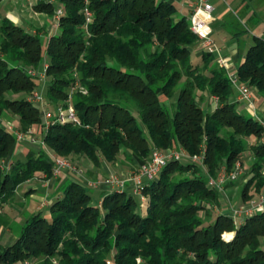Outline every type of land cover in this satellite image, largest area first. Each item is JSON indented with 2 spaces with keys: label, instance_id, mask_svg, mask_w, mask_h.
Wrapping results in <instances>:
<instances>
[{
  "label": "trees",
  "instance_id": "trees-1",
  "mask_svg": "<svg viewBox=\"0 0 264 264\" xmlns=\"http://www.w3.org/2000/svg\"><path fill=\"white\" fill-rule=\"evenodd\" d=\"M57 1L62 14L45 48L39 32L0 17V115L12 111L20 130L43 125L42 141L51 153L81 156L94 166L114 163L121 153L136 172L152 148L194 155L203 146V161H171L144 184L145 214L126 191H111L95 205L85 187L67 182L48 206L49 216L30 214L10 245L0 243V263L42 258L43 264H264V212L236 225L221 210L204 224L211 206L219 205L222 191L234 183L222 191L211 188L206 174L230 170L249 139L264 136V126L229 100V73L213 54L203 51L192 61L190 48L198 39L188 17H176L174 5L160 0ZM33 9L48 16L55 11L49 0H38ZM43 53L45 96L52 104H66L69 89L79 83L70 96L77 122L53 118L45 128L39 107L26 98L38 87L28 70L38 69ZM236 75L264 99V39L253 38ZM179 83L168 105L162 96L170 99ZM17 94L25 95L11 97ZM204 95L217 97L218 106L204 112L199 103ZM249 147L251 175L241 203L251 189L264 190V140ZM14 150L15 137L0 125V204L11 200L21 183L51 176L46 152L28 148L19 160ZM225 231H234L231 240L221 237Z\"/></svg>",
  "mask_w": 264,
  "mask_h": 264
},
{
  "label": "crops",
  "instance_id": "crops-1",
  "mask_svg": "<svg viewBox=\"0 0 264 264\" xmlns=\"http://www.w3.org/2000/svg\"><path fill=\"white\" fill-rule=\"evenodd\" d=\"M36 1L37 0H26V7H24L19 5L16 0H0V8L5 7V16H7V18H9L14 24L23 26L25 23V26H28V29L31 32H35L36 28L46 27V32L42 33L46 38V45L48 37L57 33V29L50 34V18H48L43 12L34 11L33 5ZM160 1H166L173 4L176 9V17L186 16L189 18L191 13L190 4L193 0ZM209 2L212 5L213 10L211 19L208 23V32L210 39L218 47V53L213 54L214 58L218 64V58H223L226 66L225 69L228 73L236 74L238 66L245 57L246 50L253 43V38L260 37L264 39V0H209ZM190 50L192 61L198 59L203 52L199 41H197ZM232 87L233 93L229 100L236 102L237 109L240 111H246L247 114L253 115V113L248 110L246 103L238 99L236 85L232 84ZM252 95L254 105L257 107V109H255V112L257 113L255 114V117L263 118L264 99L258 95L254 88H252ZM18 150L26 154L23 146L20 145ZM76 162L78 165L81 164V167L85 169V175L84 171L82 176H79L72 171H64L62 174L51 180L35 176L18 186L15 202H11L12 209L15 208L13 210L18 214V212H21L22 210V204H24L30 214L42 211L44 215L47 216L48 206L56 197L62 194V188L70 181L79 183L86 189L91 187V189L96 192L95 198L93 199L95 205L100 203L101 198L104 195L117 190L114 186L103 181V176L106 177L115 169H121L120 163H123L121 157L114 163L101 161L98 166H94L88 159L81 156H76ZM121 166L122 168H126V165L124 164H121ZM121 172L123 175L125 173L129 174V171L127 172L126 170L125 172ZM88 180L94 181L92 186L88 185ZM130 186L131 185L129 184V189ZM129 189L127 192H131ZM2 207L5 210L10 206L5 203ZM145 212L146 208H140L141 214H145ZM11 237L12 234H9L8 238Z\"/></svg>",
  "mask_w": 264,
  "mask_h": 264
},
{
  "label": "built area",
  "instance_id": "built-area-1",
  "mask_svg": "<svg viewBox=\"0 0 264 264\" xmlns=\"http://www.w3.org/2000/svg\"><path fill=\"white\" fill-rule=\"evenodd\" d=\"M51 1L53 2L54 0ZM190 6L191 13L188 18L189 29L197 36V39L203 51L209 52L211 54L218 53V47L212 42L208 32V23L211 19L213 10L212 5L210 4L209 0H193ZM61 14L62 8L59 6L53 16V22L54 24H56V27L59 24V17L61 16ZM84 14L86 16V20L89 21L91 14L87 8H84ZM218 62L221 66L226 68L223 58L219 57ZM45 68L46 65H44L38 72H35L36 70L30 69L28 70V73L32 76H36L38 74L39 77H44ZM229 78L231 79V83L236 85L238 89V99L240 101H244L247 105L248 110L253 113L254 101L252 100V88L246 83L241 82L236 74L229 73ZM31 100L32 102H37V104H40L43 108V99L39 91H33V93L31 94ZM40 105L37 106L41 107ZM43 111V116L46 120L45 128L49 125L50 121L53 118L54 121L59 123L77 122L75 110L71 105H68L65 109H59L57 113L53 114L50 113L47 108L46 110L43 109ZM261 123L264 126V123ZM1 126L11 132L16 141L33 140L31 137L32 133H30V131L22 132L19 130H14L13 126L8 124ZM41 142L43 143V141ZM203 152V146L200 152L194 155H187L181 148H167L164 150L152 148L149 158L138 167V170L135 173L128 174V177H124L123 179H119L117 176L111 175L110 178L108 177L107 183L120 190L123 188L126 182L130 181L133 186V193L139 195V197L143 200L142 186L155 180L166 164L171 161H177L184 158L188 159L191 162L202 163ZM48 157L52 162L50 178H56L64 171H72L75 174L82 176V171L78 169L74 162L70 159L57 156L53 153H50ZM238 166L239 164H237V168L235 170H226L225 168H221L215 177H211L208 175L206 178V185L211 188L222 190L226 182L235 181L238 178V173L240 172V170H237ZM88 184L90 185L89 182ZM231 210L232 213L229 215V217L232 218L235 223L239 221L240 223H242L247 217H250L256 213L264 212V190L256 194L255 197L242 205L241 208L237 210ZM224 239L228 241L226 238Z\"/></svg>",
  "mask_w": 264,
  "mask_h": 264
},
{
  "label": "rangeland",
  "instance_id": "rangeland-1",
  "mask_svg": "<svg viewBox=\"0 0 264 264\" xmlns=\"http://www.w3.org/2000/svg\"><path fill=\"white\" fill-rule=\"evenodd\" d=\"M16 1L18 2L19 5H22V6L26 7L25 6V1L26 0H16ZM32 1H34V0H32ZM49 1H51V0H49ZM53 3H54V8H55V11H54L53 15L52 16H48L46 14L48 16V18H50V21H51L50 26H49L50 34H52V32L57 29L56 24H54V22H53V16H54V14H55V12H56V10H57V8L59 6L62 8L61 4L57 0H54ZM4 11H5V7L4 8L1 7L0 8V17H7V16H5ZM21 27L24 30L29 31L28 26H25V23ZM35 32H37V33L39 32L42 48H45V39L46 38L42 35V33L46 32V27L36 28ZM42 57H43L42 61H41L40 65H39L38 69H36L35 72L40 71L41 68L44 65H46L47 57H46V55L44 53H43ZM33 70H35V69H33ZM36 76H37L38 87L35 88V90L39 91L40 94L42 95L43 108H42V106L40 104H37V102H34V101L33 102L36 105H40L41 106V107H39V110H40L39 114H40V117L42 118V120L44 122V125H45L46 120L44 119V116H43V113H44L43 109L46 110V108H47L48 111L53 114V113H57L59 109H65L68 105L72 106V102H71L72 98L70 96H71L72 92L74 91V89H76L78 87L79 83H77L75 81V85L74 86H76V87L73 88V89H71V88L69 89V96L66 99V101H64V102H66V104H64L62 102V103L54 105L45 96L46 80H47L45 75H44V77H39L38 74ZM183 80H184V78H182L180 82H182ZM179 87H180V83L175 87V89H174V93L175 94L170 99L167 100L164 96H162V100L166 101V103L168 105L170 103H172L174 101L175 95L177 94V92L179 90ZM79 88H80L82 93H85V89H83L81 86H79ZM32 93H33V91H32ZM198 94H200V93H198ZM24 95L25 94H17V95H12L11 97L12 98H20V97H23ZM238 96H239V92H238ZM26 98L31 100V95H26ZM31 102H32V100H31ZM199 103L203 106L204 112L210 111V110L214 109L216 106H218V100H217V97H215V96L208 97L207 95H204V100L203 101H199ZM255 109H257V107L254 105V110H253L254 111L253 112L254 115H250V116H252L255 119H257L258 121L264 123V117L263 118H256L255 117V114H257L255 112ZM240 112L244 113V111H240ZM245 113H247V112L245 111ZM75 114H76V112H75ZM0 124L1 125H7L8 124V125L13 126L14 130H19V131H22V132L30 131V133H32L31 137H32L33 140H29V141H16L15 140V150L12 153V154H14V158H16V159L18 158L19 160H23L24 157H25L24 156L25 153H22L20 150H18L20 145L24 147L25 151H27L28 148H32V149L38 150V151L42 150V151L46 152L47 154L51 153L47 149V147L44 145V143L41 142L42 141L41 140L42 139L41 130L43 128L42 127L43 125L37 124V125L30 126V127L26 128L25 130H20L18 128L17 117L12 111H7L6 114L0 115ZM263 139H264V136H262L260 139H256L255 137H251L249 139V141H248L249 144L247 145L245 151L243 153H241V158L242 159L240 161H236L235 164L233 165V167L230 169V170H232V169L235 170L237 168V164H239L238 169H237V170H240V172L238 173L239 174L238 178L234 181V183L232 185H230L228 187H226L228 182H226L224 184V188L226 187V189H225V191H222V190H224V188L221 190L222 194H221V197H220V204L217 205V206H214V205L211 206L210 219L209 220L205 219L206 221L204 220V224H207L211 219H213V217L215 215V212H219L221 210H224L225 214L227 216H229L232 213L231 209L237 210V209L241 208L242 205L247 203L250 199L255 197L256 194H258L257 192L254 193L252 191V189H251L250 192H249V196H247L248 200L245 201L244 203H241L242 202L241 198H240L241 197V190H242L244 184L247 182V180L249 179V177L251 175L250 172H249V170H250L249 167H250V164H251V162L253 160V153H252L249 145L256 144L257 142H262ZM76 156L77 155H74L73 157H71L69 159L74 162V164L77 166L78 169H80V170L82 169L81 170L82 174H83V171H84V175H85V169L83 167H81L82 166L81 164L80 165L77 164ZM119 157H121V161L123 162V163H120L121 169L120 170H116L115 169L114 171L110 172L106 177L103 176L104 177L103 181L107 182L108 177L110 178L111 175L117 176L119 179H123L124 177H128V174L125 173L123 175L121 171H123V172H125V170L127 172L129 171L128 172L129 174L135 173V169L132 167V164L129 161L126 160V157H124L123 154H121V153H120ZM187 160L180 159V160H177V161L185 163V162H188ZM121 164L126 165V168H122ZM2 166H3L2 168H7L8 167V160H4V162L2 163ZM207 176L208 175L206 174L205 179L207 178ZM213 177H215V176H213ZM44 179L51 180L53 178H44ZM88 182L90 183V186H92V184L94 183L93 180H88ZM95 183H97V182H95ZM127 184L131 185L130 189L128 188ZM132 188H133L132 183L130 181H128V182H126L124 184L123 188L120 189L119 191H126L127 192L128 189L131 190V192H128V193L132 194L135 197V199L137 200V202H140V205L138 206L139 209L140 208L141 209L142 208L143 209L146 208L147 202H148L146 195L143 193V200H142V198H140L139 195L133 193V189ZM87 191H88V193L91 196V203L94 204V200L93 199L95 198L96 192L93 189H91V187L88 188ZM15 198H16V191L14 193V197L6 203L7 205L10 206V207H8V209L4 210V208L2 207L3 204H0V243L3 244V245H6L8 243L11 244L16 239L22 223L30 215V213L28 212L26 206H24V204H22V203H21L22 204V206H21L22 210H21V212H18V214L13 210L15 208L12 209L11 202L14 203L15 202ZM99 204L100 203H98L96 205H99ZM201 215H203V213H201ZM47 216H49V212H48ZM232 221L236 225L241 224L239 220H238L239 222H236V223H235V221L233 219H232ZM229 233H230V235H228ZM9 234H12L11 238H8ZM233 235H234V231H225V232L222 233L221 237L223 239L226 238L229 241V240L232 239ZM260 242H261V247H264V237L260 238ZM10 244H8V245H10ZM55 262H56V259L52 258V263H55ZM137 262H140V259L137 258ZM22 264H31V263H29L28 261H23ZM32 264H43L42 258L36 260Z\"/></svg>",
  "mask_w": 264,
  "mask_h": 264
}]
</instances>
